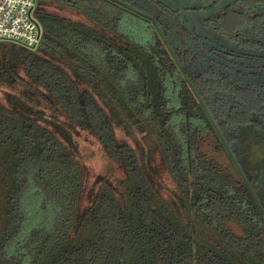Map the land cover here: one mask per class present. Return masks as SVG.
Segmentation results:
<instances>
[{
  "label": "trees",
  "instance_id": "16d2710c",
  "mask_svg": "<svg viewBox=\"0 0 264 264\" xmlns=\"http://www.w3.org/2000/svg\"><path fill=\"white\" fill-rule=\"evenodd\" d=\"M35 1L37 48L0 42V264H264V216L189 86L250 180L264 0H121L182 68L110 0ZM82 135L113 180L90 182Z\"/></svg>",
  "mask_w": 264,
  "mask_h": 264
},
{
  "label": "built area",
  "instance_id": "2783aa9c",
  "mask_svg": "<svg viewBox=\"0 0 264 264\" xmlns=\"http://www.w3.org/2000/svg\"><path fill=\"white\" fill-rule=\"evenodd\" d=\"M35 7V0H0V42L36 49L42 29L34 17Z\"/></svg>",
  "mask_w": 264,
  "mask_h": 264
},
{
  "label": "rangeland",
  "instance_id": "374dc122",
  "mask_svg": "<svg viewBox=\"0 0 264 264\" xmlns=\"http://www.w3.org/2000/svg\"><path fill=\"white\" fill-rule=\"evenodd\" d=\"M117 135L121 136L120 132L117 131ZM86 138V140H85ZM81 144L83 146V154L90 157L91 159L88 160V162L85 161L86 165L88 166V171L90 174V182L93 181V178L98 175H107L109 179L113 180V177L118 176V169L115 165H113L112 162L106 160L102 155L101 151L99 150L98 145L92 141L91 139L85 137V135H82V138L80 139ZM93 151V155H90V151ZM242 154H239V158L241 160V163L243 165L244 171L247 175H251L254 173L255 168L257 165L264 159V147L256 151L254 154H252V160L254 167L247 163L246 157H242ZM254 169V170H253ZM164 184L167 188H171V184L164 180Z\"/></svg>",
  "mask_w": 264,
  "mask_h": 264
},
{
  "label": "water",
  "instance_id": "95a60500",
  "mask_svg": "<svg viewBox=\"0 0 264 264\" xmlns=\"http://www.w3.org/2000/svg\"><path fill=\"white\" fill-rule=\"evenodd\" d=\"M110 1H112V2H114V3H116V4H118L119 6L125 8V9H127V10H129V11H132V12H134V13L140 15V16H143V17H146V18L150 19V20L152 21V24H153V26H154L156 32L158 33V35L160 36V38L163 40L165 46L167 47L168 51L170 52V54H171L172 57L174 58L176 64L179 66V68H182V67H181V64H180V62H179V60H178L177 57H176V54H175L174 51H173L172 46H170V44L168 43L167 39L165 38L164 33L162 32V30H161V28H160V26L158 25V23H157L156 20H154L150 15H147L146 13H144V12L138 10L137 8L131 6L130 4H128V3H126V2H123V1H121V0H110ZM189 86H190L192 92L194 93V95L196 96V98H197V100H198L200 106L202 107L204 113L206 114L208 120L210 121V123H211V125H212L214 131L216 132L218 138L220 139L222 145H223L224 148L227 150V152H228V154L230 155L231 159H232L233 162L235 163L238 173H239V174L242 176V178L244 179V181H245V183H246V186H247V188H248V190H249V192H250V194H251V196H252L254 202L256 203V205L258 206V208L260 209V211L262 212V214H263V216H264V209H263V207H262V205H261V203H260L258 197H257L256 194L254 193V191H253L251 185L247 182V179H246V177H245V175H244V173H243L241 167L239 166V164H238V162H237V160H236V158H235L234 153L232 152V150L230 149V147H229V145H228L226 139L224 138V136H223V134H222V132H221V130H220V128H219L217 122L214 120L213 116L211 115L210 111L208 110L207 106L205 105L204 101L202 100L200 94H199L198 91L196 90L195 86H194L190 81H189Z\"/></svg>",
  "mask_w": 264,
  "mask_h": 264
},
{
  "label": "flooded vegetation",
  "instance_id": "af4514ba",
  "mask_svg": "<svg viewBox=\"0 0 264 264\" xmlns=\"http://www.w3.org/2000/svg\"><path fill=\"white\" fill-rule=\"evenodd\" d=\"M247 182H250L254 193L263 204L262 207H264V159L257 165Z\"/></svg>",
  "mask_w": 264,
  "mask_h": 264
}]
</instances>
